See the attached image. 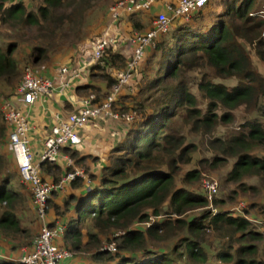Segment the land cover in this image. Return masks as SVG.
I'll return each mask as SVG.
<instances>
[{
	"label": "trees",
	"instance_id": "obj_1",
	"mask_svg": "<svg viewBox=\"0 0 264 264\" xmlns=\"http://www.w3.org/2000/svg\"><path fill=\"white\" fill-rule=\"evenodd\" d=\"M73 2L70 14L64 15V0H0V235L20 247L25 245L29 251L33 240L24 244L23 239L22 244V236H27L28 231L20 228L21 206L29 192L23 183L25 194L21 195L16 187L22 177L10 150L12 125L3 109L17 95L27 68L42 69V74H38L50 78L46 73L54 61L75 52L90 34L83 11H87L92 0ZM263 6L257 0H208L190 19L172 20L168 31L155 40L141 66L133 71V78L139 75L137 84L124 87L116 102V110L137 111L139 118L126 125L124 139L110 150L104 167L95 173L87 172L86 181L78 178L71 183L79 189L78 195L67 197L63 205L56 202L58 194L49 201V209L54 207L55 215L64 218L65 231L58 245L72 253L60 264H264L259 259L264 232L257 225L264 227V215L259 214V220L252 212L259 203H249L245 215L225 211L220 207L223 200L217 199L219 191L210 201L203 186L201 192L185 187L200 182L201 169L183 172V167L194 161L212 169L229 166L226 181L237 182L244 196L251 191L255 194L256 187L243 180H264V157L253 155L264 146V108L256 109L257 117L251 115L244 122L241 133L212 141V159L193 157L198 147L187 142L182 133L189 126L199 135L211 134L222 122L233 123L240 108L264 103V76L246 48L253 47L264 63V20L259 17ZM152 9L124 15L115 23L111 22L108 10V23L101 37L94 41L96 46L106 32L113 37L114 42L103 57L94 61L93 53L91 59L69 56L66 66L70 69L86 64L84 73L88 81L73 88L80 97L78 103L90 94L102 101L119 83L133 59L134 34L145 35L154 28L158 14ZM111 28L126 31L121 35L118 31L112 33ZM1 29L14 38H4ZM126 46H130L127 53ZM24 49H28L26 53ZM232 80L234 85L229 87ZM99 83H105L106 91ZM129 90L133 92L128 93ZM110 121L121 123L100 117L92 124ZM80 136L81 145L62 149L77 167H81L83 157L79 155L85 147ZM6 144L9 153L3 150ZM12 164L16 171L9 169ZM39 170L45 180V172L52 173L56 183L72 168H62L60 161L41 162ZM180 177L182 186L178 184ZM213 203L216 213L209 209ZM198 208L203 211L195 217L182 218ZM54 226L56 223L49 224ZM177 230H181L180 236L176 235ZM208 230L226 234L230 239L227 249L215 258L201 244ZM169 231L177 236L173 248L157 247V241L164 240L162 235ZM113 232L124 233L119 236L120 244H115L114 252L104 251L101 238ZM1 254L0 264H24L14 259L19 258L17 255Z\"/></svg>",
	"mask_w": 264,
	"mask_h": 264
},
{
	"label": "built area",
	"instance_id": "obj_2",
	"mask_svg": "<svg viewBox=\"0 0 264 264\" xmlns=\"http://www.w3.org/2000/svg\"><path fill=\"white\" fill-rule=\"evenodd\" d=\"M162 1L165 11L156 16L153 22L154 28L145 35L137 32L134 34L133 59L128 63L119 83L106 93L102 101H97L96 95L90 94L81 100L76 112L69 114L66 119L56 115L57 123L47 134L40 155V163H58L63 159L69 166L74 167L58 182L47 181L40 175V164L35 162V155L31 148L30 133L33 127L30 124L29 113L10 102L4 105L6 120L12 125L9 135L10 150L18 162L23 184L29 187L33 208L41 224V229L33 240L32 250L19 258H14L16 261L24 264H60L62 260L72 257L71 252L57 244L64 234L65 227L62 224L49 227L47 221L50 210L49 201L54 194L66 192L67 187L78 178L87 180V176L84 169L74 166L73 160L69 155L63 154L62 149L64 147L76 148L81 145L83 140L78 131L100 117H106L128 126L134 123L139 118L137 111L120 112L116 110V102L123 88L132 84L133 71L143 62L148 49L155 46V40L168 31L172 20H188L193 13L201 10L208 3V0H175L173 4L169 3V0ZM155 3L156 0H119L109 9L111 22L115 23L122 16L137 11L148 12ZM259 17L264 20V6L259 11ZM113 42V37L106 32L95 46L92 59L99 61L106 48ZM85 68L86 64L84 63H81L76 69H70L66 65L61 66L57 79L41 77L34 69L27 68L23 80L17 88V96L24 106L31 107L43 96L52 94L55 90L61 92L63 89H73L76 86V81L83 82L86 75L81 70ZM132 92V90L128 91V93ZM203 187L208 193L209 200L212 201L213 195L219 191L218 182L205 180ZM115 248L114 243L108 250L114 252ZM0 256H2L1 253Z\"/></svg>",
	"mask_w": 264,
	"mask_h": 264
},
{
	"label": "rangeland",
	"instance_id": "obj_3",
	"mask_svg": "<svg viewBox=\"0 0 264 264\" xmlns=\"http://www.w3.org/2000/svg\"><path fill=\"white\" fill-rule=\"evenodd\" d=\"M24 1L26 2L27 0H24ZM117 1H119V0H92L91 6L89 8H87V11L86 12L83 11L84 12L83 18L85 19L86 31L89 30L87 33H90V34H88V36L81 42L82 46H80V47L77 46L75 49L76 51L73 53L70 52L71 54H75V56L78 58H85L86 56H89V59H91L90 55L95 50L94 41L98 40L101 37L102 31L106 27L108 20H109L108 10ZM212 1H216V0H211V2ZM64 2H65V7L62 11H63L64 15H68V14H70V12L72 10L74 2H73V0H64ZM157 2L162 3V0H158ZM257 2L264 4V0H257ZM62 11H59L58 13H61ZM1 30L3 32L4 38H9V37L14 38V36H12L9 32H7V30H4V29H1ZM6 32L8 34H6ZM0 38H1V36H0ZM246 48L248 49L250 57L253 60V62L255 63V65L257 66L258 70L264 76V63L255 55L253 47L247 46ZM24 50L26 53L28 49H24ZM64 52H66V51H64ZM70 53H68V54H70ZM68 54L66 55V57H69ZM34 70L37 71L39 74H42V69H40V70L34 69ZM81 71L84 73L83 69ZM87 80H88L87 78L84 79V81H87ZM234 81L235 80L228 82L229 87L234 85ZM79 83H80V81H76L75 85H77ZM4 92L7 93V89H4ZM60 94H62L64 96L70 94L71 96L75 97L76 93H75V89H63ZM49 95L50 94L43 96L42 99L44 97H47V96L49 97ZM19 99L20 98L17 95H15L14 97L10 98V100H8V102L15 105L16 107H20L17 104L19 102ZM261 108H264V103H262V102H257V103L255 102L254 105H252L251 107L240 108L239 110H237L235 112V120L233 123L227 124V123L222 122L218 126V129L216 131L212 132L211 134L199 135L195 131L190 130L189 126H185L182 130V133L186 135L187 142L195 143L198 147L197 151L195 153H193V157H196L198 159H212L213 155H214L213 154L214 150L211 149V142L214 141L216 138L226 139L227 137L241 133L242 125L244 124V122L247 119H249L251 117V115L253 118L257 117V115L255 114L256 109L259 110ZM221 111H224V110L222 109ZM29 118H30V115H29ZM39 118L46 120L47 113L44 112V113L40 114ZM30 121L32 124V121H33L32 117L30 118ZM34 123H35V125L39 124L37 118H36V120H34ZM88 125H90V124L89 123L86 124L83 128H81L78 131V133L80 135H82L84 128ZM38 132L41 134L43 139L46 138L43 133H41L40 131H38ZM3 150H5L6 152L9 153L7 144L3 147ZM253 153H254L253 154L254 156L264 157V146L255 150ZM12 159L13 158H11V160ZM195 168H199L202 170V177H201L200 182H198L196 184H189L185 187H187L189 189H195V190L201 192L202 186H203L205 180H213V181L219 182V193H218L217 199L223 200V202H224V204L220 206L221 209H223V210L226 209L225 211L233 210L236 213V215H245L246 211H248L250 209L248 204L252 203V201H253V202L259 203V204L257 207H255V209L252 212L255 215V217H257V218H259V220H261L259 214L264 215V180L262 178H260V177H249L246 180L244 179L243 180L244 183H247L250 186L256 187V189H257L255 194L251 191L249 194H247V196H244V194L239 189L237 182H230V181L227 182L226 181V177H227L228 172H229V166H222V167H219L218 169H212L209 166H203V165H200L199 163H197L196 161H194V163L192 165L183 167V170H184L183 172L191 170V169H195ZM9 169L11 171H16L15 166L13 164H12V167ZM22 183L23 182H21V180H20V184L17 185L16 187H20V190L22 189L23 191H25V188L22 186ZM178 184H179V186H182V184H183L182 177H180L178 179ZM237 194H238V198L235 199ZM21 207H22V210L20 211V218H21V220H24V224L23 225L21 224L22 225L21 229L28 231L27 236H22V244H23V239H24V244H25V242L28 241L29 239H30L29 241L35 239V237L37 236V234L39 233V231L41 229V224H40V221L38 220V218L36 217L35 213H33L34 210H32L29 205L24 203V205ZM5 208H6V205L4 207H2V211ZM215 208H216L215 203H213V206L209 207V209L211 211L216 213ZM202 211H203V209H199V208L194 209V210H190L188 213L183 215L182 218L183 219H188V218L191 219V218L195 217L196 215H198L199 213H201ZM163 217H165V216H163ZM263 218H264V216H263ZM257 225L259 227V230L264 232V227H262V225H260V224H257ZM180 231L181 230L175 231V232H177L176 235L179 234V236H180V234H182ZM123 234L124 233L121 234L120 232L119 233L113 232V233H110L108 236L102 237L101 238V242H102L101 248L104 251H109L108 248H110V245L114 244V241H115V244L117 243V246H118L120 244V241H121L119 239V236L123 235ZM176 235L172 234L170 231H169V233H164V236L162 235V237H164V240L157 241V244H158L157 247L169 248L171 250L173 248V243H174L175 239L177 238ZM3 241L4 242H2V245H4L5 248L11 252L17 251L18 249H23L26 247L25 245L20 247V244L11 242L9 240L4 239ZM6 242H7V244H6ZM8 242H9V244H8ZM229 242H230L229 236H227L226 234H220L218 232L210 231V230L206 231L205 234L203 235V238L201 239L202 246L207 249V251L209 252V254L211 255L212 258H215L216 255L222 249H227V247L229 246ZM14 245H17L18 247L14 248L13 247ZM235 245L237 246L236 240H235ZM259 259L264 261V242L261 243V250H260Z\"/></svg>",
	"mask_w": 264,
	"mask_h": 264
},
{
	"label": "crops",
	"instance_id": "obj_4",
	"mask_svg": "<svg viewBox=\"0 0 264 264\" xmlns=\"http://www.w3.org/2000/svg\"><path fill=\"white\" fill-rule=\"evenodd\" d=\"M152 8H153L152 12L154 14H160V13L165 11L163 1H162V3L156 2ZM140 20L145 22L147 19L144 17H141ZM115 29H117V28H111L112 33H116V31H118V33L122 35L123 32L126 31V30H124V28H120L119 30H115ZM129 50H130V46H126V49L124 50V52L127 53V52H129ZM69 56H72L71 53ZM86 59H87L86 62L88 63V61H90V60L88 58H86ZM69 61H70V57H66V56L64 58L58 59L57 61H54L55 63L53 65V67L49 70L50 72L46 73V75L52 79H57L59 67L64 66V65H68L66 63H68ZM88 64H90V62ZM137 80H139L138 74H136L134 76V78L132 80V84L136 85ZM89 81L91 83H93V81L91 79ZM98 85H99V87L102 88L103 91H106L105 83H99ZM60 93L61 92H58V90H55L52 94L49 95V97L47 96L41 100H38L31 107L24 106L20 99H19V102L17 103L19 106H21V108L25 112L29 113L30 118L32 117V119H33V121H32L33 129H32L31 134H30L31 148H32V151L35 155V159H36L37 163H39V164H40V155L43 151L44 142H45L46 138L43 139L41 134L38 131H40L41 133H43L45 135V137H47V134L51 131V128L57 123L56 115H60V117L65 119L69 114L73 113L79 107V104H80V103H78L80 100V97H79V95H77V93L75 94V97L71 96L70 94L64 96ZM44 112L47 113V118H46L47 121L39 118V115L44 113ZM36 118L38 119V123H39L38 125H35V123H34V120H36ZM126 131H127V127L125 124L116 123L113 121L112 122L111 121L106 122V123H99V124H95V125L90 123V125L86 126L84 128V131L82 134L84 142H85V147L82 150H80L81 152L79 155L80 157H83V159L79 163L81 167H78V168L84 169L86 176L88 173L90 174V173H95V171H99L100 168H102L106 165V159L109 155L110 150L117 143L121 142L124 139ZM66 155H68V154H66ZM72 160H73V163L75 164L74 159H72ZM60 165L64 169L69 168V167H71L72 169L74 168L73 166H69L67 164V162L63 159H61ZM74 166H76V165H74ZM45 175H46L45 177H46L47 181H53L54 180L52 177V175H53L52 173L45 172ZM61 178L62 177H60V179ZM80 179H82V178H80ZM82 180L86 181V179H82ZM27 188H28L29 194H27L25 204L29 205L30 208L32 210H34V208L32 206V202H31L32 197H31V194L29 191V187H27ZM18 189L20 190V187H18ZM19 193L21 195H23V194H25V191L20 190ZM57 194L59 197V198H56L57 204L63 205V203L67 197H69L73 194L78 195L79 189L74 188L70 184V186L67 187L66 192L57 193ZM54 211H55L54 207L53 208L50 207V211H49V214L47 216L48 223L49 224L50 223H56V225L64 223L63 222L64 218L63 217L58 218L55 215ZM33 213H35V212H33ZM21 224L22 225L24 224V220H22ZM22 225H20V228L22 227ZM4 239L6 240V238L3 235H0V251H1L0 253L4 252L6 254H9L10 256L17 255L18 257H20V256H23L24 254H26L27 252H29L28 247H25L23 249H18L17 251H12V252L8 251V250L6 251L5 246L2 245V242H4L3 241ZM57 244H58V241H57Z\"/></svg>",
	"mask_w": 264,
	"mask_h": 264
},
{
	"label": "clouds",
	"instance_id": "obj_5",
	"mask_svg": "<svg viewBox=\"0 0 264 264\" xmlns=\"http://www.w3.org/2000/svg\"><path fill=\"white\" fill-rule=\"evenodd\" d=\"M218 184H219V182H218ZM212 203V202H211ZM212 206V205H211ZM253 222H255L254 220H253ZM33 243V242H32Z\"/></svg>",
	"mask_w": 264,
	"mask_h": 264
}]
</instances>
